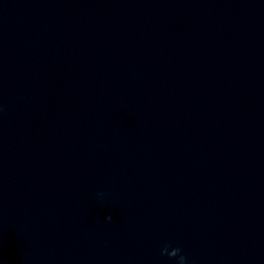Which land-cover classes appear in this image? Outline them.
Segmentation results:
<instances>
[{
  "label": "clouds",
  "instance_id": "9594fccd",
  "mask_svg": "<svg viewBox=\"0 0 264 264\" xmlns=\"http://www.w3.org/2000/svg\"><path fill=\"white\" fill-rule=\"evenodd\" d=\"M106 221H111L112 216L107 215ZM171 248V251L169 249ZM161 256H167L169 260H175L176 264H188V258L183 254V249L180 247H172L171 244L165 243L160 251Z\"/></svg>",
  "mask_w": 264,
  "mask_h": 264
}]
</instances>
